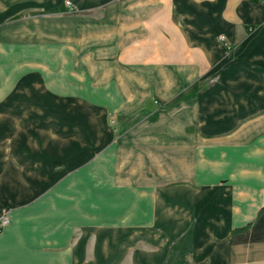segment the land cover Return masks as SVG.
Returning <instances> with one entry per match:
<instances>
[{
  "label": "crops",
  "instance_id": "crops-1",
  "mask_svg": "<svg viewBox=\"0 0 264 264\" xmlns=\"http://www.w3.org/2000/svg\"><path fill=\"white\" fill-rule=\"evenodd\" d=\"M64 1L0 0V264H264V1Z\"/></svg>",
  "mask_w": 264,
  "mask_h": 264
},
{
  "label": "rangeland",
  "instance_id": "rangeland-1",
  "mask_svg": "<svg viewBox=\"0 0 264 264\" xmlns=\"http://www.w3.org/2000/svg\"><path fill=\"white\" fill-rule=\"evenodd\" d=\"M63 5H64L66 11L70 12L71 14L103 15V12H104V11H100V9H99V11H93V9H91L90 12H88V13H80L79 9L76 6L71 5V3L68 0H65L63 2ZM53 11L55 12L56 10H53ZM220 36H223L224 40H219ZM217 38H218V41L224 43V45L226 46V50L228 52L232 51V46L227 41L225 35H219ZM215 80H216L215 76H211V75L207 76V74L200 76L198 81H197V84H199V86H200V91L205 90L207 88V86L212 85V83ZM163 107H164V104L160 103L156 97H152L150 99V102L146 103L139 111L145 110V108H146L148 111H150V113L156 114L159 112L160 109H163ZM110 116L111 115H108V118L106 119V121H107V125L111 128V130L115 129L114 132H112L113 133V139L123 136L122 133L124 131V128H126V126H122L121 124L124 121L121 122L119 120H117V121L115 120V122L111 124L109 122ZM131 117H130V120L132 119Z\"/></svg>",
  "mask_w": 264,
  "mask_h": 264
},
{
  "label": "built area",
  "instance_id": "built-area-1",
  "mask_svg": "<svg viewBox=\"0 0 264 264\" xmlns=\"http://www.w3.org/2000/svg\"><path fill=\"white\" fill-rule=\"evenodd\" d=\"M219 40H224V37L223 36H220L219 37ZM6 223V217H1L0 218V230H1V228H2V226L4 225Z\"/></svg>",
  "mask_w": 264,
  "mask_h": 264
},
{
  "label": "trees",
  "instance_id": "trees-1",
  "mask_svg": "<svg viewBox=\"0 0 264 264\" xmlns=\"http://www.w3.org/2000/svg\"><path fill=\"white\" fill-rule=\"evenodd\" d=\"M252 3H262L264 0H249ZM253 28V27H251Z\"/></svg>",
  "mask_w": 264,
  "mask_h": 264
}]
</instances>
